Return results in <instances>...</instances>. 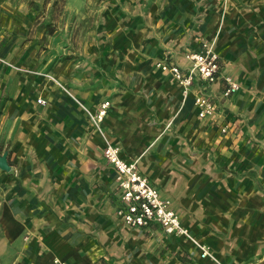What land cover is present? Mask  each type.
<instances>
[{
  "label": "crops",
  "instance_id": "crops-1",
  "mask_svg": "<svg viewBox=\"0 0 264 264\" xmlns=\"http://www.w3.org/2000/svg\"><path fill=\"white\" fill-rule=\"evenodd\" d=\"M0 0V264H264V0H115L67 54ZM75 35V27L71 29ZM212 43L214 83L183 87L157 63ZM57 51V52H56ZM238 90L200 118L198 91ZM38 98L44 104L37 102ZM110 106L98 129L92 117ZM229 123L226 134L220 125ZM170 200L189 235L126 225L107 143ZM27 237L24 239V237Z\"/></svg>",
  "mask_w": 264,
  "mask_h": 264
},
{
  "label": "built area",
  "instance_id": "built-area-1",
  "mask_svg": "<svg viewBox=\"0 0 264 264\" xmlns=\"http://www.w3.org/2000/svg\"><path fill=\"white\" fill-rule=\"evenodd\" d=\"M184 57L189 62V67L184 70L166 60L158 62L157 66L175 78L183 87L185 95L195 81L210 84L221 77L219 58L212 43L202 42L198 50H187ZM224 80L225 88L219 96L205 93L203 90L194 95L193 105L200 118L213 116L218 112V101L228 98L238 90L239 85L232 79L224 78ZM37 102L44 104L42 98H38ZM109 106V101H103L92 117V121L98 129ZM230 128L229 123H222L220 132L226 134ZM103 155L115 172L116 186L121 198V204L117 208L116 214L126 225L147 228L151 223H157L165 233L184 235L194 241L188 230L181 225L178 215L171 207L170 200L161 197L158 190L138 169L136 161L124 160L120 155V148L110 142L103 148ZM26 238L25 236L24 239ZM194 244L200 250L201 257L209 255V248L205 244L197 241H194ZM55 264L67 263L56 261Z\"/></svg>",
  "mask_w": 264,
  "mask_h": 264
},
{
  "label": "rangeland",
  "instance_id": "rangeland-1",
  "mask_svg": "<svg viewBox=\"0 0 264 264\" xmlns=\"http://www.w3.org/2000/svg\"><path fill=\"white\" fill-rule=\"evenodd\" d=\"M14 1V0H12ZM20 1V0H16ZM26 1L28 6L27 12V30L30 36L34 32L43 33L37 41L41 43H49L51 41L57 47L58 53L67 54L71 48L73 39L78 36V32L83 28H88L90 19L95 13L105 5H112L115 0H22ZM75 27L76 34L71 31ZM6 26L4 23L0 25V44L4 42V38L11 37L13 41L17 38L15 30ZM81 36H78L76 42H82ZM56 51V52H57Z\"/></svg>",
  "mask_w": 264,
  "mask_h": 264
},
{
  "label": "water",
  "instance_id": "water-1",
  "mask_svg": "<svg viewBox=\"0 0 264 264\" xmlns=\"http://www.w3.org/2000/svg\"><path fill=\"white\" fill-rule=\"evenodd\" d=\"M0 169L6 170V171L9 170L6 152L0 153Z\"/></svg>",
  "mask_w": 264,
  "mask_h": 264
}]
</instances>
